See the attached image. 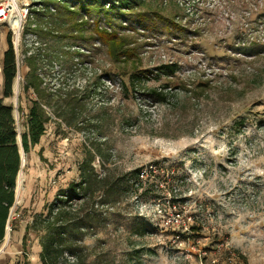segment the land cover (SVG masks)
<instances>
[{
    "label": "rangeland",
    "instance_id": "obj_1",
    "mask_svg": "<svg viewBox=\"0 0 264 264\" xmlns=\"http://www.w3.org/2000/svg\"><path fill=\"white\" fill-rule=\"evenodd\" d=\"M18 2L30 7L24 26L1 23L0 39L11 33L16 51L5 102L19 134L38 99L24 91L26 57L41 55L38 73L53 94L46 133L23 156L21 216L6 227L14 237L24 226L18 264H43L49 209L91 159L99 177L145 176L115 206L95 204L101 224L77 242L90 260L107 251L121 264H264V0H146L132 10L146 26L133 17L105 25L106 34L95 11L77 34L57 9L38 15L46 0ZM169 65L170 77L161 74ZM0 86L1 98L3 64Z\"/></svg>",
    "mask_w": 264,
    "mask_h": 264
},
{
    "label": "trees",
    "instance_id": "obj_2",
    "mask_svg": "<svg viewBox=\"0 0 264 264\" xmlns=\"http://www.w3.org/2000/svg\"><path fill=\"white\" fill-rule=\"evenodd\" d=\"M141 2L146 3V0H116L114 4L108 5L97 0L88 2L87 0H46L43 10L38 11V15L53 18L54 12L59 11L57 17L61 20L60 23L78 34L86 30L85 26L90 23L89 18H92L88 16H94L91 13L95 11L97 12L95 25L99 34L109 32L105 25L113 28L116 22L133 23L135 22L133 17L137 20L136 22L146 26L148 21L137 19L132 13V10L141 6ZM51 7L54 10H51ZM85 14L87 17L84 18ZM25 61L30 71L25 78L24 91L26 93L34 91L38 99L32 100L26 115L27 129L19 134L14 118V107L5 102V98L14 94L13 85L18 74L16 51L12 43V35L9 33L8 49L4 53L3 60L4 91L3 97L0 98V242L5 238L10 211L16 201L17 179L22 167L18 137H21L25 154L29 155L45 135L47 124L51 119L44 106L50 103L53 94L43 87L44 80L38 73L43 59L40 54H36L26 57ZM165 70L161 74L168 77L177 72L172 65L165 67ZM135 78L130 77L132 88L136 87L139 81ZM150 97L161 103L168 102L169 99L168 94L157 91L150 93ZM68 104L73 105L71 101ZM92 160L94 159L81 164L80 180L72 182L66 189H61L58 194L60 197L49 209L46 219L48 226L41 241L40 256L43 264H63L61 259H65L66 254L70 259H66L65 264H121L108 258L107 251L95 255L90 260V257L83 255L82 247L77 242L84 239L85 232L97 230L101 224V214L97 213L95 204L115 206L125 191L135 188L145 175L140 168L118 178H112L107 174L99 177L92 166ZM75 200L82 202L75 207ZM91 204L92 208H90ZM36 224L38 225L39 221ZM28 228L33 229L34 226L31 225ZM37 230L41 231V228Z\"/></svg>",
    "mask_w": 264,
    "mask_h": 264
},
{
    "label": "built area",
    "instance_id": "obj_3",
    "mask_svg": "<svg viewBox=\"0 0 264 264\" xmlns=\"http://www.w3.org/2000/svg\"><path fill=\"white\" fill-rule=\"evenodd\" d=\"M30 7L29 4H19L18 0H0V24L7 22L11 28H19L24 26V20L29 15ZM19 201H16L12 206L10 211V216L8 220V232H11L12 221L19 218L21 215L17 213ZM30 258V256L28 255ZM30 264H37L31 261Z\"/></svg>",
    "mask_w": 264,
    "mask_h": 264
},
{
    "label": "crops",
    "instance_id": "obj_4",
    "mask_svg": "<svg viewBox=\"0 0 264 264\" xmlns=\"http://www.w3.org/2000/svg\"><path fill=\"white\" fill-rule=\"evenodd\" d=\"M0 39V63L4 60V53L8 48V43L1 42ZM3 64V63H2ZM0 64V67L2 66ZM2 79V78H1ZM2 87H3V79H2ZM1 89V86H0ZM1 92V91H0ZM24 232V226L16 230L14 233V237L11 233L5 234V238L0 242V264H18L23 257L21 256V251L23 250L22 245V234ZM33 241V240H32ZM30 243V242H29ZM41 248V247H40Z\"/></svg>",
    "mask_w": 264,
    "mask_h": 264
},
{
    "label": "water",
    "instance_id": "obj_5",
    "mask_svg": "<svg viewBox=\"0 0 264 264\" xmlns=\"http://www.w3.org/2000/svg\"><path fill=\"white\" fill-rule=\"evenodd\" d=\"M18 143H19V146H20V152H21V155H22V162H23V156H24L25 152H24V149L22 147L21 137H18Z\"/></svg>",
    "mask_w": 264,
    "mask_h": 264
},
{
    "label": "bare ground",
    "instance_id": "obj_6",
    "mask_svg": "<svg viewBox=\"0 0 264 264\" xmlns=\"http://www.w3.org/2000/svg\"><path fill=\"white\" fill-rule=\"evenodd\" d=\"M18 185H19V186H18V188H19V187H20V181H19ZM8 236H9V235H8Z\"/></svg>",
    "mask_w": 264,
    "mask_h": 264
}]
</instances>
